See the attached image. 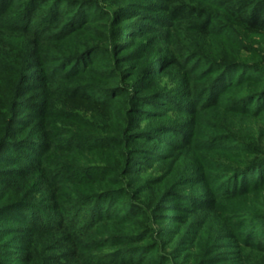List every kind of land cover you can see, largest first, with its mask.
<instances>
[{
	"label": "rangeland",
	"instance_id": "obj_1",
	"mask_svg": "<svg viewBox=\"0 0 264 264\" xmlns=\"http://www.w3.org/2000/svg\"><path fill=\"white\" fill-rule=\"evenodd\" d=\"M245 71L220 0H0V264H264Z\"/></svg>",
	"mask_w": 264,
	"mask_h": 264
},
{
	"label": "trees",
	"instance_id": "obj_2",
	"mask_svg": "<svg viewBox=\"0 0 264 264\" xmlns=\"http://www.w3.org/2000/svg\"><path fill=\"white\" fill-rule=\"evenodd\" d=\"M220 5L224 6L227 11L235 15L237 22L243 26L247 33L264 35V0H220ZM236 45L240 46V44ZM240 67L244 68V66H239V68ZM246 69H253V67ZM259 77L261 78L262 76ZM259 77L256 76V74L250 75L247 71H245L239 75V80L240 82L254 86L257 89H263L264 79H262L263 77L261 79ZM254 151V155L257 157L261 156V158L254 162L255 165L251 168V171L252 173L258 171L256 172L258 175L260 172L264 175V151L260 149H255ZM255 194L256 190L249 188L244 191H240L237 196L238 198L246 199ZM248 243L251 244L252 241L250 240ZM259 245L261 244H257L253 248L264 252V246ZM15 259L14 263L23 264L20 256H16Z\"/></svg>",
	"mask_w": 264,
	"mask_h": 264
}]
</instances>
